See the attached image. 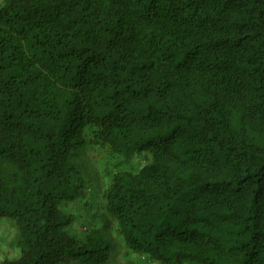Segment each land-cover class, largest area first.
<instances>
[{
    "label": "trees",
    "instance_id": "1",
    "mask_svg": "<svg viewBox=\"0 0 264 264\" xmlns=\"http://www.w3.org/2000/svg\"><path fill=\"white\" fill-rule=\"evenodd\" d=\"M89 142L138 171L104 210L157 264H264V0H0V264H108L77 238Z\"/></svg>",
    "mask_w": 264,
    "mask_h": 264
},
{
    "label": "rangeland",
    "instance_id": "2",
    "mask_svg": "<svg viewBox=\"0 0 264 264\" xmlns=\"http://www.w3.org/2000/svg\"><path fill=\"white\" fill-rule=\"evenodd\" d=\"M74 161L87 179V192L83 201L71 203L64 209L76 216L75 223L69 228V232L77 238H82L86 235V230L91 227L102 229L113 242L108 264H157L149 258L128 252L121 238L118 237L114 222L105 213L103 198L114 174L127 170L136 172L149 161V157L139 155L130 163L123 164L108 148L89 142L75 152ZM16 237L17 231L12 221L6 219L0 221V263L5 258L19 255L15 244Z\"/></svg>",
    "mask_w": 264,
    "mask_h": 264
},
{
    "label": "built area",
    "instance_id": "3",
    "mask_svg": "<svg viewBox=\"0 0 264 264\" xmlns=\"http://www.w3.org/2000/svg\"><path fill=\"white\" fill-rule=\"evenodd\" d=\"M153 264H155V263H153Z\"/></svg>",
    "mask_w": 264,
    "mask_h": 264
}]
</instances>
